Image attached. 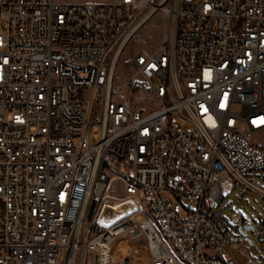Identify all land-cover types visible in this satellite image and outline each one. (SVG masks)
<instances>
[{
	"label": "built area",
	"instance_id": "2783aa9c",
	"mask_svg": "<svg viewBox=\"0 0 264 264\" xmlns=\"http://www.w3.org/2000/svg\"><path fill=\"white\" fill-rule=\"evenodd\" d=\"M156 13L159 45L117 82ZM0 18V264H182L156 222L197 264H236L220 207L236 183L264 199L245 176L264 170V0H0Z\"/></svg>",
	"mask_w": 264,
	"mask_h": 264
},
{
	"label": "rangeland",
	"instance_id": "374dc122",
	"mask_svg": "<svg viewBox=\"0 0 264 264\" xmlns=\"http://www.w3.org/2000/svg\"><path fill=\"white\" fill-rule=\"evenodd\" d=\"M57 2H74V1H93V2H106L109 0H55ZM196 1V0H195ZM163 21L160 13L154 14L148 21L139 27L125 45L120 58L115 68V79L117 82L122 83L127 79L131 69L129 68L130 58L136 54L151 53L159 45L161 34L163 32ZM167 27H165L166 29ZM3 31L2 21L0 18V32ZM133 104L139 103L135 98L132 99ZM150 105H158V102H151ZM254 142L264 147V134L254 137ZM246 178L258 186L264 188V170H256L248 172ZM236 188L233 192L226 197L220 207L221 217L223 218L227 228L234 233H237V226L242 224L244 220L252 222L249 225H254V219L258 214H264V202L257 195L251 193L244 188L241 184L236 183ZM253 217V218H252ZM254 231L258 232L257 229ZM253 231H249L248 237L252 236ZM261 240H254V244L250 245L245 242V245L251 249L258 259L262 260L261 243H264V231L261 230ZM251 240V239H250ZM171 252L177 257L176 250L171 246ZM236 256V255H235ZM238 258V255L237 257ZM244 260V259H243ZM181 263V260L178 259Z\"/></svg>",
	"mask_w": 264,
	"mask_h": 264
},
{
	"label": "bare ground",
	"instance_id": "6f19581e",
	"mask_svg": "<svg viewBox=\"0 0 264 264\" xmlns=\"http://www.w3.org/2000/svg\"><path fill=\"white\" fill-rule=\"evenodd\" d=\"M224 185L225 187H229L227 182H224ZM133 189L137 192V198H140V207L145 209L146 220L149 222H156V214L151 204V193L147 191L146 184H142V182H133ZM187 214H194V207H187ZM155 237L160 239V243H163L166 249H169V255L176 257L171 252V247L169 245L176 250L177 261L180 259L182 264H197L195 258L190 256V253L180 246L178 239L171 236V231H167V224L165 222H156Z\"/></svg>",
	"mask_w": 264,
	"mask_h": 264
},
{
	"label": "water",
	"instance_id": "95a60500",
	"mask_svg": "<svg viewBox=\"0 0 264 264\" xmlns=\"http://www.w3.org/2000/svg\"><path fill=\"white\" fill-rule=\"evenodd\" d=\"M134 209H135V205L132 201H126L115 207L104 206L100 213L99 221L103 224L109 225L118 218L130 213ZM252 229H253L252 225H247L243 223L238 225L236 228L237 233L242 237L244 241L248 242L249 244H251L252 241L248 237L247 232L251 231Z\"/></svg>",
	"mask_w": 264,
	"mask_h": 264
},
{
	"label": "crops",
	"instance_id": "0c3cea01",
	"mask_svg": "<svg viewBox=\"0 0 264 264\" xmlns=\"http://www.w3.org/2000/svg\"><path fill=\"white\" fill-rule=\"evenodd\" d=\"M235 186H236L235 184H232V185L228 188L225 198L228 197V196L233 192L234 188H236ZM225 198H224V199H225ZM243 224H247V225H249L250 222L244 220V221H243ZM251 231H253V232H252V236L249 237V238H252L253 241H254V240H260V238H261V234H259L258 232L254 231V229H252ZM248 234H249V231L247 232V235H248ZM243 245H244V251H242V252H240V253L235 252V251L232 250V254L234 255V257H235V259H236V264H243L248 258L254 259V260H255L256 262H258L259 264H264V243H261V250H262V252H263V254H262V260L258 259L257 256H255L254 254H252L253 252L251 251V249H250L249 247H247V246L245 245L244 240H243ZM250 245H252V243H251ZM235 255H236V256H235ZM237 255H238V258H236ZM243 259H244V260H243Z\"/></svg>",
	"mask_w": 264,
	"mask_h": 264
},
{
	"label": "trees",
	"instance_id": "16d2710c",
	"mask_svg": "<svg viewBox=\"0 0 264 264\" xmlns=\"http://www.w3.org/2000/svg\"><path fill=\"white\" fill-rule=\"evenodd\" d=\"M260 198V197H259ZM262 199V198H261ZM263 200V202H264V199H262ZM253 218V217H252ZM254 219V225H253V229L255 230V229H257L258 230V233L259 234H261V230H263L264 231V214L263 215H260V214H258V217L257 218H253ZM250 223H252V222H250ZM264 234V233H263ZM251 239V241H252V244H254V241H253V239L252 238H250ZM260 240H261V238H260Z\"/></svg>",
	"mask_w": 264,
	"mask_h": 264
}]
</instances>
